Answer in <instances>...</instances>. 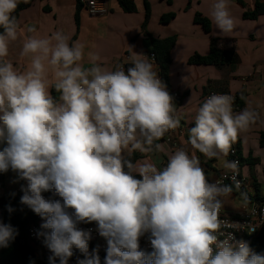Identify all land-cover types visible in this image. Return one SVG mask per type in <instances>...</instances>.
<instances>
[{
  "label": "clouds",
  "instance_id": "9594fccd",
  "mask_svg": "<svg viewBox=\"0 0 264 264\" xmlns=\"http://www.w3.org/2000/svg\"><path fill=\"white\" fill-rule=\"evenodd\" d=\"M19 2L0 0V172L11 169L27 181L20 203L43 220L36 235L51 253L48 264H68L73 248L85 255L78 264H101L97 250L88 251L91 230L78 227L93 222L107 241L104 264H264L249 242L218 237L221 197L232 185L210 182L195 154L177 148L162 168L125 157L159 151L154 142L180 123L154 60L134 53L131 67L109 70L89 52L85 68V44L56 31L23 39L20 56L28 63L19 71L6 59L23 31L13 15ZM229 5L215 0L210 9L223 34L235 27ZM258 119L250 107L234 112L232 96L213 94L198 109L188 142L209 159L227 157ZM223 167L238 188L237 163L224 160ZM145 233L150 253L140 250ZM17 235L0 222V247Z\"/></svg>",
  "mask_w": 264,
  "mask_h": 264
},
{
  "label": "crops",
  "instance_id": "0c3cea01",
  "mask_svg": "<svg viewBox=\"0 0 264 264\" xmlns=\"http://www.w3.org/2000/svg\"><path fill=\"white\" fill-rule=\"evenodd\" d=\"M133 1L137 8L134 13L124 12L117 0H107L108 13L96 16L90 14L79 0H31L30 5L20 13L18 24L23 31L18 40L10 44L6 59L17 70L23 71L28 63L27 58L20 56L23 39L26 36L50 37L56 31H63L70 36V43L79 40L85 44V68L91 67L88 57L91 52L98 56L97 63L102 67L114 70L124 54L132 57L134 53H151V38L177 37L171 53L172 63L168 67L169 85L166 90L173 97L175 116L180 123L176 129L154 142L161 145L159 151L131 153L139 156L135 163L151 162L162 168L169 155L183 147L190 155L195 154L199 158L210 182L221 171H227L223 167L227 157L209 159L204 156L188 142V130L195 126V116L208 93L228 92L237 98L234 112L250 107L258 112L259 119L247 132L238 136L240 171L247 183L243 188H232L229 196L221 198L223 209L226 214L237 215L245 205L264 201V146L261 144L264 134V15L256 20L243 17L245 12L254 8L257 0H230L229 11L235 19V27L227 34L221 33L210 18L215 0H190L192 9L186 11L183 10L187 0H183L181 5V1L176 0L174 7H163V11L160 0H148L151 11L145 26V0ZM45 7L50 10L45 11ZM173 11L175 19L167 25L161 24L162 15ZM198 13L210 21V33L195 24L194 16ZM29 28H35V32H28ZM212 38L220 40L223 50L235 53L232 64L221 67L190 64L192 56H207L210 53ZM127 64H131V58ZM50 91L58 97L54 88ZM175 93H179L181 99H175ZM170 137L177 147L168 141ZM131 155L125 153L126 158ZM21 181L11 169L4 172L0 180V197L14 195ZM21 209L24 211L22 205Z\"/></svg>",
  "mask_w": 264,
  "mask_h": 264
},
{
  "label": "trees",
  "instance_id": "16d2710c",
  "mask_svg": "<svg viewBox=\"0 0 264 264\" xmlns=\"http://www.w3.org/2000/svg\"><path fill=\"white\" fill-rule=\"evenodd\" d=\"M120 7L124 12L134 13L137 8L133 0H117ZM31 0H20L16 11L13 15L19 20L20 13L30 5ZM45 11H49V7L44 8ZM150 5L148 0H145V23H148L150 19ZM264 15V0H257L252 10L244 13V19L256 20L260 16ZM176 17L175 13H168L162 15L160 23L163 25L169 24ZM78 21V16H77ZM194 22L200 25L206 33L211 32L210 21L203 17L201 14H196ZM3 29L0 28V32ZM177 37L172 36L165 39L151 38L152 52L156 56L155 65L159 68V75L161 80L168 88V67L172 63L171 53L176 44ZM235 60V53L230 50H223L220 47V40L211 39V49L207 56L194 55L190 58L189 63L193 65H215L217 67L232 64ZM132 65H126L125 70ZM243 102H241L242 105ZM261 144L264 146V134L261 136ZM6 145L0 143V151ZM127 159H130L135 163L139 156L134 153ZM4 172H0V180L3 177ZM21 196L7 195L0 197V222L5 224H11L18 230V235L15 240L10 242L8 247H0V264H48V262L42 263L34 254L31 246L29 245L27 238V231L30 223L34 220L33 211L24 205V211L21 209L20 203ZM8 206H11L13 211H8ZM250 247L258 254H264V226L260 230L259 234L252 239Z\"/></svg>",
  "mask_w": 264,
  "mask_h": 264
},
{
  "label": "built area",
  "instance_id": "2783aa9c",
  "mask_svg": "<svg viewBox=\"0 0 264 264\" xmlns=\"http://www.w3.org/2000/svg\"><path fill=\"white\" fill-rule=\"evenodd\" d=\"M80 4L84 6L90 14L92 15H105L108 13L107 0H79ZM156 62V56L153 52L146 55ZM129 54H124L123 58L119 62V66H123L126 68L127 61L130 60ZM161 80V77L158 76ZM213 94H227L233 97V111L236 110V100L237 98L228 92H211L208 93L204 97V101L207 97ZM175 99H181V95L179 93L174 94ZM168 141L172 142L174 147H177V143L171 140V137L168 138ZM227 161H234L237 163V171L235 173L236 180L239 181V187H236L235 182L231 179L234 175L231 169L227 171H221L218 176L212 180H221L224 184L232 185V188L240 189L245 186L247 180L241 175L240 167H241V156L239 150V140L232 144L231 150L227 155ZM22 187H27V181L22 180L17 189L15 190L14 195L22 196ZM45 199H52V194L49 192L42 193ZM58 198V197H57ZM222 198V197H221ZM34 220L30 223L27 231V238L29 245L31 246L35 256L42 262H48V257L51 255L50 251L44 246L42 242V238L37 237L36 233L41 230V224L43 220L40 216L35 214ZM219 219L223 222L221 224V228L217 233L220 239L225 238L228 233H232L236 240H245L247 242L252 241L254 237H256L262 227L264 226V201L259 203H252L251 205H245L242 210L237 215H229L224 212L223 206L219 212ZM256 227L254 232H249L251 227ZM78 227L84 230H91L92 238L89 241V254L93 252V250H97V254L100 257L101 264H104V258L106 256L107 249V241L105 238L101 237L97 231V226L93 222L91 224H80ZM223 233L224 235H220ZM149 234L145 233V235L141 236L139 239L140 250L145 251L146 253H150L152 251L151 243L149 240ZM85 258V255L78 249L73 248V255L69 258L68 264H78L79 260Z\"/></svg>",
  "mask_w": 264,
  "mask_h": 264
},
{
  "label": "rangeland",
  "instance_id": "374dc122",
  "mask_svg": "<svg viewBox=\"0 0 264 264\" xmlns=\"http://www.w3.org/2000/svg\"><path fill=\"white\" fill-rule=\"evenodd\" d=\"M161 2H162V9H161V11H163L164 9H163V7H166V8H168V7H170V8H172V7H174L175 6V4H176V0H160ZM181 1V3H180V5L182 4V2H183V0H180ZM190 9H192V6H191V4H190V0H187L186 1V6H185V9L183 10V11H186V10H190ZM176 12V11H175ZM169 13H174V11L173 12H169ZM165 14V13H164ZM195 16H196V14H195ZM195 16H194V18H195ZM213 39V38H212ZM22 208L24 209V205L22 204Z\"/></svg>",
  "mask_w": 264,
  "mask_h": 264
}]
</instances>
